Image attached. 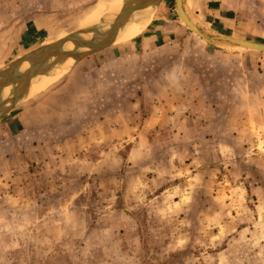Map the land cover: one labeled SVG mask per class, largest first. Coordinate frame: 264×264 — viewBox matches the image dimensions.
Returning a JSON list of instances; mask_svg holds the SVG:
<instances>
[{
	"label": "rangeland",
	"instance_id": "1",
	"mask_svg": "<svg viewBox=\"0 0 264 264\" xmlns=\"http://www.w3.org/2000/svg\"><path fill=\"white\" fill-rule=\"evenodd\" d=\"M112 1L0 0V264H264V51L175 0L110 43L85 29ZM223 3L235 31H201L264 43V0ZM64 44L73 66L21 97Z\"/></svg>",
	"mask_w": 264,
	"mask_h": 264
},
{
	"label": "bare ground",
	"instance_id": "2",
	"mask_svg": "<svg viewBox=\"0 0 264 264\" xmlns=\"http://www.w3.org/2000/svg\"><path fill=\"white\" fill-rule=\"evenodd\" d=\"M141 4H143L142 0L141 1H139V0H113L111 2L110 6L108 7V10H107V12L110 13V18H108V17L104 18V19H102L104 21L103 23L98 24L95 27L85 29V30H87L88 32L90 31V34L92 32L98 36H103V34L105 35V33H107L108 30L113 27L115 21L118 19L117 15L114 18L115 12L117 11L118 13H120L119 10L123 11L125 9L126 10L130 9L132 12L127 14L126 16H124L122 19H120V22H118V24L116 23L115 27H117V28L110 38V43L112 40H116L118 42L123 41V40H127L129 37L132 36V34L134 32H127L125 30H132L135 27L138 29L142 25L146 24L149 21L150 16L152 15L153 9L155 7V5L153 3L152 4L146 3L142 6H140ZM136 7H139V8L137 9ZM99 18L100 17L97 18V17L90 16L86 21L89 22L90 20H95V19L98 20ZM113 18H114V20H113ZM105 20H106V22H105ZM92 22H94V21H92ZM79 36H81V35H79ZM82 37H84V36H82ZM84 41H86V40H84ZM72 46L67 45V44L61 45L59 49L55 50L53 52V54L49 55V58L44 61V63H43L44 66L42 65V67L40 69L31 73L30 76L26 80L23 81V83L21 85L23 88L22 89L23 90V93H22L23 97H25V98L31 97L34 94L44 90L46 87H48L49 85H51L52 83L57 81L67 70H69L73 66L74 58H75V55L77 52L75 50L76 49L75 46H73L74 48ZM84 50L85 49H83L82 52ZM45 63H49V64H45ZM21 69H22V67H21ZM16 74H18V73H16ZM10 84H11V82H10ZM10 86L11 85L3 88L2 92L0 93V96H6L7 94H9L7 91L10 90L9 89ZM17 87H19V86L17 85ZM4 107H6V106H4Z\"/></svg>",
	"mask_w": 264,
	"mask_h": 264
},
{
	"label": "crops",
	"instance_id": "3",
	"mask_svg": "<svg viewBox=\"0 0 264 264\" xmlns=\"http://www.w3.org/2000/svg\"><path fill=\"white\" fill-rule=\"evenodd\" d=\"M236 6L237 4H234L230 7H226L225 4L223 3V0H182V7L185 13L187 14V16L199 28L209 30L210 33L215 32V33L227 34L235 31L234 27L238 22L237 18L242 17L241 13L235 12ZM153 12L148 21L149 24L151 22ZM147 27L144 30H146ZM172 27L179 28L178 25L175 22L173 23L172 21L168 22L166 25L163 26L164 30L167 32H174L173 29H171ZM161 33L163 34V32ZM133 38L134 37H131L129 40ZM102 57H104V55L102 56L99 53V55L97 56L94 55V60Z\"/></svg>",
	"mask_w": 264,
	"mask_h": 264
},
{
	"label": "water",
	"instance_id": "4",
	"mask_svg": "<svg viewBox=\"0 0 264 264\" xmlns=\"http://www.w3.org/2000/svg\"><path fill=\"white\" fill-rule=\"evenodd\" d=\"M136 8L138 9L139 7H136ZM175 9H176V13H177L179 19L181 20V22L188 29H190L191 31L196 33L200 38H202L206 41H210L211 39L225 40V41H228L229 43H232V44H234L238 47H241V48L264 51V43L255 42V41H251V40H247V39L229 37L226 35L208 34V33L201 31V29L187 16L185 11L183 10L182 0H175ZM131 12H132L131 10L127 11L123 15V17L126 16L127 14L131 13ZM122 18H120V19H122ZM120 19H117L115 21L113 27L110 29L109 34L107 35L108 37H106V41H110L111 36L113 35V33L115 32V30L117 28V27H115L116 23L118 24V22H120ZM103 40L99 41V40L92 39V40H90V42L86 41V43H87L86 46H94V44H99ZM45 53H47V52H45ZM44 58H45L44 60L39 59V60H36L35 62H32V65L27 70L26 74L24 75L23 81L26 80L30 76L31 73H33L34 71H36L42 67L44 61L47 59L46 54H45ZM23 81H22V83H23ZM22 93H23V90H22V92H20V96H23Z\"/></svg>",
	"mask_w": 264,
	"mask_h": 264
}]
</instances>
